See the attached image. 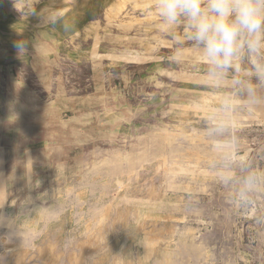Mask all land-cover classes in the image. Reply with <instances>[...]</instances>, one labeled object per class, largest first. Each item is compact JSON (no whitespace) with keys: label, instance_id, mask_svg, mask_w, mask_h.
<instances>
[{"label":"rangeland","instance_id":"374dc122","mask_svg":"<svg viewBox=\"0 0 264 264\" xmlns=\"http://www.w3.org/2000/svg\"><path fill=\"white\" fill-rule=\"evenodd\" d=\"M154 5L0 0V264H264V82Z\"/></svg>","mask_w":264,"mask_h":264},{"label":"clouds","instance_id":"9594fccd","mask_svg":"<svg viewBox=\"0 0 264 264\" xmlns=\"http://www.w3.org/2000/svg\"><path fill=\"white\" fill-rule=\"evenodd\" d=\"M154 6L166 25L186 22L188 38L200 50L210 78L220 82L239 70V61L249 60L256 80L264 82V0H155ZM14 46L20 54L26 52L25 41ZM242 84L234 81L237 91L252 95L254 89Z\"/></svg>","mask_w":264,"mask_h":264}]
</instances>
